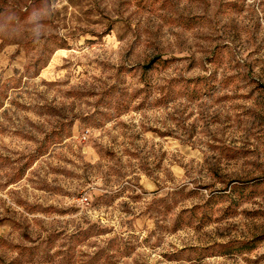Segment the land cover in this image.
I'll return each instance as SVG.
<instances>
[{
    "label": "rangeland",
    "instance_id": "1",
    "mask_svg": "<svg viewBox=\"0 0 264 264\" xmlns=\"http://www.w3.org/2000/svg\"><path fill=\"white\" fill-rule=\"evenodd\" d=\"M0 264H264V0H0Z\"/></svg>",
    "mask_w": 264,
    "mask_h": 264
},
{
    "label": "built area",
    "instance_id": "2",
    "mask_svg": "<svg viewBox=\"0 0 264 264\" xmlns=\"http://www.w3.org/2000/svg\"><path fill=\"white\" fill-rule=\"evenodd\" d=\"M84 202H86V199H82Z\"/></svg>",
    "mask_w": 264,
    "mask_h": 264
}]
</instances>
